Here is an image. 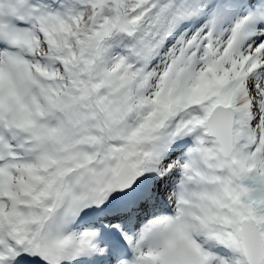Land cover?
Masks as SVG:
<instances>
[{
    "label": "snow or ice",
    "instance_id": "snow-or-ice-1",
    "mask_svg": "<svg viewBox=\"0 0 264 264\" xmlns=\"http://www.w3.org/2000/svg\"><path fill=\"white\" fill-rule=\"evenodd\" d=\"M0 264H264V0H0Z\"/></svg>",
    "mask_w": 264,
    "mask_h": 264
}]
</instances>
